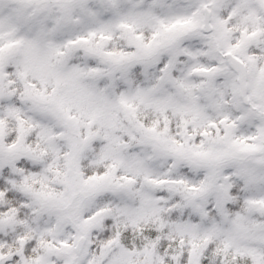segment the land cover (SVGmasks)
Listing matches in <instances>:
<instances>
[{"label":"clouds","instance_id":"obj_1","mask_svg":"<svg viewBox=\"0 0 264 264\" xmlns=\"http://www.w3.org/2000/svg\"><path fill=\"white\" fill-rule=\"evenodd\" d=\"M0 264H264V0H0Z\"/></svg>","mask_w":264,"mask_h":264}]
</instances>
